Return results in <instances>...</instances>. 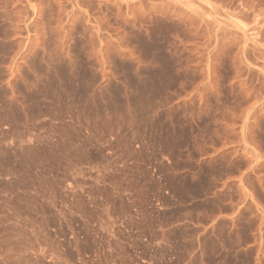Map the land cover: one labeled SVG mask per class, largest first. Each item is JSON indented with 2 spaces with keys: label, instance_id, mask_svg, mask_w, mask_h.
I'll return each instance as SVG.
<instances>
[{
  "label": "rangeland",
  "instance_id": "obj_1",
  "mask_svg": "<svg viewBox=\"0 0 264 264\" xmlns=\"http://www.w3.org/2000/svg\"><path fill=\"white\" fill-rule=\"evenodd\" d=\"M66 181L137 207L112 244L264 264V0H0V264H89Z\"/></svg>",
  "mask_w": 264,
  "mask_h": 264
},
{
  "label": "built area",
  "instance_id": "obj_2",
  "mask_svg": "<svg viewBox=\"0 0 264 264\" xmlns=\"http://www.w3.org/2000/svg\"><path fill=\"white\" fill-rule=\"evenodd\" d=\"M94 172L92 182L99 188L108 186L112 189V195L114 199H118L121 203H132L135 199L133 192L127 188V181L121 180H106L105 172L100 165L92 166ZM115 175L118 177H124L120 171H116ZM79 177H89L85 171L79 174ZM92 185V186H94ZM90 185L85 181L72 182L66 181L65 189L70 199L74 198V194L79 191L81 195L86 199L88 207L93 213V218H89L83 215V222L85 226L81 230L84 232L79 233V229L71 228L69 233V239H75L80 236L85 238L87 236L89 245L83 251V261L89 264H169L168 254L156 253L157 247L155 243L151 242L148 236H143L142 245H125L120 246L112 244L111 240H120L117 231L124 228L123 218H139L137 207H132L128 213L123 212L118 206L110 205L105 196L100 191L90 192L85 188ZM148 208L154 206L155 209L163 210L164 205L158 198L152 197L148 199ZM114 209V211L111 210ZM98 226V229L94 230V226ZM116 228V230L114 229ZM83 234V235H82ZM104 237V238H103ZM77 240V239H75Z\"/></svg>",
  "mask_w": 264,
  "mask_h": 264
},
{
  "label": "bare ground",
  "instance_id": "obj_3",
  "mask_svg": "<svg viewBox=\"0 0 264 264\" xmlns=\"http://www.w3.org/2000/svg\"><path fill=\"white\" fill-rule=\"evenodd\" d=\"M248 36V35H247Z\"/></svg>",
  "mask_w": 264,
  "mask_h": 264
}]
</instances>
